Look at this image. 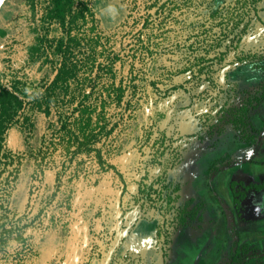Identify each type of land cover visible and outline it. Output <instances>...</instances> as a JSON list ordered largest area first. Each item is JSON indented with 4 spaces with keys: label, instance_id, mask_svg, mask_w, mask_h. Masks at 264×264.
Returning <instances> with one entry per match:
<instances>
[{
    "label": "rangeland",
    "instance_id": "1",
    "mask_svg": "<svg viewBox=\"0 0 264 264\" xmlns=\"http://www.w3.org/2000/svg\"><path fill=\"white\" fill-rule=\"evenodd\" d=\"M154 1L91 0L97 21L89 26L112 35L107 43L114 45L142 24H147V36L153 28L155 39L161 41L204 29L208 38L200 51L209 49L210 60L172 79L152 75L162 91L151 84L142 86L126 121L97 145L100 155L97 150L80 154L64 170L69 159L64 144L47 139L46 159L37 157L34 147L41 137L28 141L19 125L11 127L7 144L20 156L13 209L36 216L28 227L0 242V264H172L178 251L197 245L195 237L205 232L219 240L215 259L208 254L201 264H227L236 240L264 250V215L242 219L230 185L220 182L224 200L212 199L217 209L208 210L200 194L205 187L209 191L205 175L211 166L241 163L252 148L238 135L228 113L231 105L250 98L249 90L264 84V0H184L172 14L168 8L157 14L162 1L150 6ZM108 3L119 9L114 20L103 15ZM5 4L0 11V70L10 68V75L36 81L49 67L37 39L36 12L26 0ZM226 4H238L243 17L238 28L216 24L224 9L219 16L212 12ZM59 32L55 26L53 35ZM216 38L219 45L209 48L207 43H216ZM244 52L261 54L263 67L240 62L237 55ZM122 54L125 69L132 61L138 71L147 67L143 55L148 53L127 45ZM251 119L263 129L258 110L251 112ZM45 126L35 119L40 133ZM167 193L176 197L174 202L167 201ZM181 218L187 222L180 224ZM251 263L264 264V257Z\"/></svg>",
    "mask_w": 264,
    "mask_h": 264
},
{
    "label": "trees",
    "instance_id": "2",
    "mask_svg": "<svg viewBox=\"0 0 264 264\" xmlns=\"http://www.w3.org/2000/svg\"><path fill=\"white\" fill-rule=\"evenodd\" d=\"M26 2L36 13L39 11L38 5L43 7L42 12L36 14L35 21L42 32L41 41L49 67L44 76L35 83L19 80L14 76L8 77L4 72L2 75L0 71V240L27 224L25 222L18 224L24 216L16 218L12 214V195L16 188L20 164L16 152L8 147L6 142L11 126L19 123L28 141L34 135L41 137V143L34 147L37 157L41 154L42 158L46 159L49 139L57 146L64 144L62 146L69 152L71 160L79 153L94 149L97 142L119 126L125 114L135 108L139 86L141 88L150 83L156 90L162 91L155 83L156 80L150 79L151 77L136 80L138 78L136 75H174L189 70L202 61L210 60L207 57L209 49L200 51L201 43L208 38V35L204 34L206 32L204 29L201 33H183L184 35L181 34L176 39H169L171 37L167 35L168 39L161 41L155 39L153 28L147 36L144 32L145 28H148L147 24H142L140 28L132 31L131 36L114 45L107 43L112 35L108 36L105 30L89 26L90 23L97 21L91 0H26ZM182 2L184 0H155L150 6L160 5L157 10L155 9L157 14L165 8L170 9L169 12L172 14L171 11L179 8ZM170 4L175 5L172 7ZM237 7L238 4L234 6L226 4L221 9H215L212 12L214 16H219L224 9L216 24L229 26L233 23L232 26L238 28L243 17L240 16ZM147 15H152V12L149 11ZM53 23L60 29V36L56 39L49 36ZM224 28L227 27H223V30ZM233 30L235 29H229L230 32ZM226 34L227 31L224 35ZM151 39H154L153 43ZM215 41L216 43H207L209 48L219 45V38ZM127 45L138 50L147 49L152 45L148 54L143 55L148 58L144 71H138L133 66L128 72L123 73L126 58L121 52ZM260 58L262 55L256 52L237 55L240 62L255 69L263 67L259 63ZM116 75L133 76L117 78ZM248 93L249 99L229 108L228 120L239 132L238 135L246 143H251L255 149L261 130L253 123L251 112L257 111L264 100V84L257 90H249ZM38 111L44 112L45 115L55 114V118L48 120V127L42 133L34 129L35 115ZM228 164L220 163L209 169L208 185L221 202L222 198L215 192L211 176ZM60 178L61 175L57 180L60 181ZM166 184L163 183V186ZM231 188L242 219H254L264 215V179L259 182L234 179ZM147 196H150V192ZM166 197L169 203L176 199L170 193H167ZM247 203L250 205L245 209ZM186 222V218H181L180 224ZM200 231L197 229L195 233L198 234ZM167 236V240L171 241L172 233ZM263 257L264 250H259L257 245L236 240L227 264H252V261L258 263Z\"/></svg>",
    "mask_w": 264,
    "mask_h": 264
},
{
    "label": "crops",
    "instance_id": "3",
    "mask_svg": "<svg viewBox=\"0 0 264 264\" xmlns=\"http://www.w3.org/2000/svg\"><path fill=\"white\" fill-rule=\"evenodd\" d=\"M258 112L259 114H261L262 118L264 119V100L260 103L258 107ZM258 128L261 130V134L256 148L255 149L251 148L252 147L251 146L250 147L251 149H249V151H247L246 153L247 155L240 160L241 163L237 161L231 164L230 166L227 165L224 168H222L220 171H217L216 173L212 174L211 176L213 186L217 191L216 193L219 194V196L223 200H224V194L222 189L220 188V182H222L223 184L227 183V186L229 187V185L231 186V181L237 178L243 179L245 181H256V182L262 181L264 179V127L263 129L260 127ZM230 170L231 172L233 171V173H231ZM205 178L208 184L209 172H206ZM201 187L203 188V186ZM213 192L214 191H212L210 187H209V191H207L205 187L200 193L202 194V196H204V199L206 201V208L208 210L211 208L217 209L215 203L214 204L212 203L213 202L212 199H215L216 197ZM213 216L215 221H217L218 220L216 219L217 215H213ZM244 222L246 221H242V223ZM247 222H253V221H247ZM239 234H240V238L243 239L244 234L241 230L239 231ZM195 239L196 241H198L197 245H194L192 243L193 244V246H191L192 248L190 247L186 251L184 250L178 251L176 259L172 264H201L202 261L204 260L207 261L208 254H210L209 256H213V259H215V253L218 248V242H217L219 240L218 236L216 234L209 235L208 233L205 232L199 234L197 237H195ZM256 243H259V241H256Z\"/></svg>",
    "mask_w": 264,
    "mask_h": 264
},
{
    "label": "flooded vegetation",
    "instance_id": "4",
    "mask_svg": "<svg viewBox=\"0 0 264 264\" xmlns=\"http://www.w3.org/2000/svg\"><path fill=\"white\" fill-rule=\"evenodd\" d=\"M6 1L7 0H4L3 1V3H2V5H1V7H0V11L2 10V8L4 7V5H6L5 3H6ZM28 4V3H27ZM38 7H39V11L36 13V14H39V13H41L42 12V10H43V7H42V5H38ZM36 22V21H35ZM37 23V22H36ZM55 26H57L58 27V25H56V24H52L51 26H50V32H49V36L50 37H52V38H54V39H56V38H58L59 36H60V32H59V34L57 35V36H54L53 35V33H52V31H53V29H54V27ZM37 27H38V24H37ZM59 28V27H58ZM60 30V29H59ZM37 31L39 32L38 33V35H37V39H38V37H40V40L38 39V42L40 43V45H41V47L43 46V43H42V41H41V34H42V32H41V30L39 29V27L37 28ZM44 47V46H43ZM141 52H142V54H146V53H148V52H146L145 53V51L144 50H141ZM122 53V52H121ZM45 54H46V52H45ZM122 56H124L123 54H122ZM46 57H47V54H46ZM47 60V59H46ZM124 64H125V61H124ZM131 65H130V67H133V65H134V61H132L131 63H130ZM130 67H128V68H126L125 69V66L123 67V69H125L124 70V72L123 73H126V72H128V70L130 69ZM134 68V67H133ZM135 69V68H134ZM2 73L4 72L8 77L9 76H14L15 78H18L19 80H22V81H26V82H32V83H35V82H37L38 80H40V78H42L44 75H41L36 81H31V80H28L27 78L26 79H24V78H20L19 76H17V75H10L11 73H13V71L10 69V68H6V69H1L0 70ZM0 72V73H1ZM4 73H3V75H4ZM8 73H9V75H8ZM128 76H133V75H116V77L117 78H119V77H125V78H127ZM138 78L136 79V80H138L139 78L140 79H143V78H150V79H153V77H152V75H136ZM143 76V77H142ZM165 76H167L169 79H172L173 77H174V75H165ZM148 84H150V83H148ZM145 86H146V84H145ZM141 88H142V86H141ZM139 90H140V86H139ZM138 90V91H139ZM241 104V103H240ZM240 104H233V105H240ZM233 105H231L230 107H232ZM134 108H132L129 112H127L126 114H125V117H124V119L120 122V124H122L123 122H125L126 121V118L128 117V115H129V113L133 110ZM229 114V117H230V113H228ZM44 118V119H43ZM53 118H55V114L54 113H51V115H45V113L44 112H41V111H38L37 112V114L35 115V119H36V121H43L44 123H46V128L48 127L47 126V124H48V120H51V119H53ZM21 123V122H20ZM42 123V122H41ZM119 124V125H120ZM15 125H19L20 126V128H22V126L19 124V123H16V124H14L13 126H15ZM13 126H11V127H13ZM233 126V125H232ZM118 128V127H117ZM116 128V129H117ZM36 131H37V129L36 128H34ZM115 129V130H116ZM10 130V129H9ZM46 130V129H45ZM45 130H43V131H45ZM114 130V131H115ZM22 131H23V128H22ZM113 131V132H114ZM9 132V131H8ZM24 132V131H23ZM112 132V133H113ZM111 133V134H112ZM110 134V135H111ZM24 135H25V132H24ZM110 135H108L107 137H109ZM107 137H105V138H107ZM104 138V139H105ZM104 139H102L101 141H103ZM101 141H99V142H97L96 143V145H95V148L94 149H92V150H90V151H88V152H83V153H89V152H92V151H95V150H97V145L101 142ZM6 142H7V140H6ZM245 144H246V142H245ZM8 145V144H7ZM57 145V144H56ZM9 147V146H8ZM253 148V147H252ZM13 150V149H12ZM14 152H16L15 150H13ZM98 152H99V155H100V150H97ZM66 155H67V157L69 158L70 157V154H69V152H64ZM83 153H79V154H77L75 157H77L78 155H80V154H83ZM16 155L19 157V163H20V156H19V154L16 152ZM38 155V154H37ZM74 157V158H75ZM74 158H72L71 160H70V158L68 159V162L65 164V166L63 167V170L69 165V163L74 159ZM230 163V162H229ZM231 164H233V163H230V164H228V166L229 165H231ZM59 175H61V177H62V172L61 173H59L58 174V176ZM57 176V177H58ZM237 179H239V178H237ZM60 180H61V178H60ZM59 184H60V181H58L57 180V184H56V186L58 187L59 186ZM16 187H17V183H16ZM15 190H16V188H15ZM15 190H14V192H13V194L15 193ZM12 198H13V195H12ZM249 205H250V203H247L246 205H245V209H248L249 208ZM12 214H14L15 215V217L17 218H19V217H23V219L20 221V222H18V224H22L23 222H25V223H27V224H24L21 228H19V229H16V230H14L12 233H10V234H8V235H6L5 237H3L1 240H0V242H3V241H5V239H7L9 236H11V235H13L14 233H17V232H20V231H22L23 229H25L26 227H28L31 223H32V220L35 218V216L36 215H34V216H32L31 218L30 217H28L29 216V214H30V210H27L26 212H24L23 214H19V213H16L15 211H14V209H13V203H12ZM173 234V233H172ZM57 264V263H56Z\"/></svg>",
    "mask_w": 264,
    "mask_h": 264
},
{
    "label": "clouds",
    "instance_id": "5",
    "mask_svg": "<svg viewBox=\"0 0 264 264\" xmlns=\"http://www.w3.org/2000/svg\"><path fill=\"white\" fill-rule=\"evenodd\" d=\"M118 11L119 9L116 7V5L108 3L104 7L103 15H105L110 20H114L118 14Z\"/></svg>",
    "mask_w": 264,
    "mask_h": 264
},
{
    "label": "water",
    "instance_id": "6",
    "mask_svg": "<svg viewBox=\"0 0 264 264\" xmlns=\"http://www.w3.org/2000/svg\"><path fill=\"white\" fill-rule=\"evenodd\" d=\"M3 1H4V0H0V7H1V5H2Z\"/></svg>",
    "mask_w": 264,
    "mask_h": 264
}]
</instances>
